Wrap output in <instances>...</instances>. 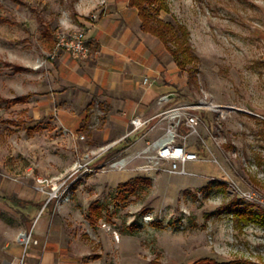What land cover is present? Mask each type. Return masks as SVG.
<instances>
[{"label": "rangeland", "instance_id": "1", "mask_svg": "<svg viewBox=\"0 0 264 264\" xmlns=\"http://www.w3.org/2000/svg\"><path fill=\"white\" fill-rule=\"evenodd\" d=\"M164 1L168 11L158 18L180 40L177 27L187 30L189 65L197 69L189 87L179 73L175 106L197 107L196 132L174 139L199 156L186 164L197 177L152 162L155 141L184 115H158L132 134L130 124L119 128L108 118L98 98L67 91L56 58L47 59L41 22L56 38L80 29L78 17L104 0H0V264H23V236L31 243L45 230L58 233L70 264H264V226L233 215L238 208L264 213V120L249 114L264 116V0ZM5 63L27 70L15 73ZM26 95V104L5 101ZM210 105L244 112L226 111L222 120ZM128 135L134 146L100 158ZM11 197L33 205L21 208ZM90 205L101 209L94 224Z\"/></svg>", "mask_w": 264, "mask_h": 264}, {"label": "crops", "instance_id": "2", "mask_svg": "<svg viewBox=\"0 0 264 264\" xmlns=\"http://www.w3.org/2000/svg\"><path fill=\"white\" fill-rule=\"evenodd\" d=\"M139 24L137 11L129 7L128 0H104L89 17H78L88 57L75 60L67 53L55 57L58 79L67 91L72 86L83 99L98 98L119 128L134 117L154 120L177 105L173 91L178 90L180 71L158 38L141 32ZM57 239L54 231L35 232L25 246L23 264H70L72 258L61 254ZM9 252L17 257L20 247L13 245Z\"/></svg>", "mask_w": 264, "mask_h": 264}, {"label": "trees", "instance_id": "3", "mask_svg": "<svg viewBox=\"0 0 264 264\" xmlns=\"http://www.w3.org/2000/svg\"><path fill=\"white\" fill-rule=\"evenodd\" d=\"M128 5L130 8H133L137 11V16L139 19V29L141 32L150 34L158 38L160 43L163 45L166 53L170 56L171 60L178 67L180 72L185 73L187 77L186 85L193 86L197 83L196 73L197 69L195 66H190L191 64V51L188 45L189 41V33L187 30L178 26L177 29L180 31V35L182 36V40H180L176 36V31L172 29L170 23L165 22L158 18V15L161 11L167 12L168 7L164 0H128ZM41 22V21H40ZM41 38L44 44V48L46 51L51 52L54 48L56 38L54 33L48 23L41 22ZM177 30V31H178ZM6 66L10 67L13 72L18 73L22 71H26L27 69L21 67L19 65H13L9 63H5ZM176 93V97L179 98L181 95L178 90L173 91ZM30 95L15 97L13 99L5 100L12 105L16 104H25L28 102ZM96 102L95 100H91L90 103L84 108L86 112V119L89 118V112L93 109ZM181 133L186 134L185 128L180 129ZM135 139H132L130 136L123 138L118 142V145L108 149L104 155H102L101 159H106L109 155H117L121 154L123 151L128 149L133 143ZM10 201L13 203L20 205L21 208H25L27 205L32 202L20 201L14 197L10 198ZM50 202V201H49ZM46 204L45 208L49 204ZM42 206V205H41ZM40 208V207H39ZM100 207L96 205H90L89 207V219L92 224L97 222L100 218ZM24 216V214H21ZM233 215L235 219L240 224L247 223H257L264 226V213L253 212L248 208H241L233 211ZM25 218V217H24ZM194 264H263V263H253L249 261H233L228 263H218L212 259H201Z\"/></svg>", "mask_w": 264, "mask_h": 264}, {"label": "built area", "instance_id": "4", "mask_svg": "<svg viewBox=\"0 0 264 264\" xmlns=\"http://www.w3.org/2000/svg\"><path fill=\"white\" fill-rule=\"evenodd\" d=\"M59 53H67L75 60L86 59L89 55V49L86 45L84 31L76 29L73 31H62L57 34L54 48L47 54V59L53 60ZM195 108L197 107L192 105H180L173 107L163 113V115L171 114L177 117L184 115L185 122L181 123L178 120L175 131L171 130L170 127L167 129V134L169 136L168 138L155 141L153 144L155 147V154L153 156L152 162L155 166L160 164L162 165L164 163L167 165L165 168L156 167L158 170L161 169L162 171L172 175L197 177V174L186 169V164L189 162H199V156L196 154V152L186 150L185 143L179 145L174 144L175 136L178 135V132L181 133L180 129L182 127L186 130V134H183L182 136L184 139L190 134L196 132L195 124L197 117L192 112ZM208 108L211 111L217 112L222 120H224L226 117V111L244 112L241 109L232 106L210 105ZM249 114L264 120V116L252 112ZM152 121L153 119H142L138 117L130 119L129 124L131 126V133L136 134L137 132L144 129ZM113 165L116 166L118 163H114ZM82 166L83 165H80V168H82ZM38 182L42 183L43 180L39 179ZM23 239L24 240L22 241H24L26 246L31 240V235L28 237L24 235Z\"/></svg>", "mask_w": 264, "mask_h": 264}]
</instances>
